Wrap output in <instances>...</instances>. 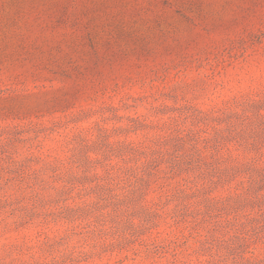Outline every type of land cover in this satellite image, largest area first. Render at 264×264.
<instances>
[{
	"label": "rangeland",
	"instance_id": "1",
	"mask_svg": "<svg viewBox=\"0 0 264 264\" xmlns=\"http://www.w3.org/2000/svg\"><path fill=\"white\" fill-rule=\"evenodd\" d=\"M0 264H264V0H0Z\"/></svg>",
	"mask_w": 264,
	"mask_h": 264
}]
</instances>
